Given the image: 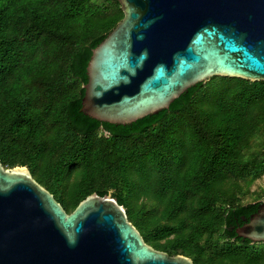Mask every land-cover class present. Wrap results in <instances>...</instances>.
Listing matches in <instances>:
<instances>
[{
	"label": "trees",
	"instance_id": "1",
	"mask_svg": "<svg viewBox=\"0 0 264 264\" xmlns=\"http://www.w3.org/2000/svg\"><path fill=\"white\" fill-rule=\"evenodd\" d=\"M117 0H0V161L26 166L67 212L111 193L142 239L194 264H264L237 235L260 201L264 80L213 76L130 124L81 112L92 49L121 20Z\"/></svg>",
	"mask_w": 264,
	"mask_h": 264
},
{
	"label": "water",
	"instance_id": "2",
	"mask_svg": "<svg viewBox=\"0 0 264 264\" xmlns=\"http://www.w3.org/2000/svg\"><path fill=\"white\" fill-rule=\"evenodd\" d=\"M92 49L81 112L130 124L213 76L264 80V0H117ZM264 243V202L236 229ZM111 193L67 212L26 166L0 161V264H194L142 239Z\"/></svg>",
	"mask_w": 264,
	"mask_h": 264
},
{
	"label": "rangeland",
	"instance_id": "3",
	"mask_svg": "<svg viewBox=\"0 0 264 264\" xmlns=\"http://www.w3.org/2000/svg\"><path fill=\"white\" fill-rule=\"evenodd\" d=\"M240 187L244 192L241 196V203L264 202V174L252 181L248 186L244 182H241Z\"/></svg>",
	"mask_w": 264,
	"mask_h": 264
}]
</instances>
